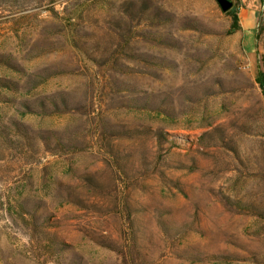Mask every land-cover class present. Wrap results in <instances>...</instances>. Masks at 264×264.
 <instances>
[{"label": "rangeland", "instance_id": "obj_1", "mask_svg": "<svg viewBox=\"0 0 264 264\" xmlns=\"http://www.w3.org/2000/svg\"><path fill=\"white\" fill-rule=\"evenodd\" d=\"M231 1L0 0V264H264V0Z\"/></svg>", "mask_w": 264, "mask_h": 264}, {"label": "water", "instance_id": "obj_2", "mask_svg": "<svg viewBox=\"0 0 264 264\" xmlns=\"http://www.w3.org/2000/svg\"><path fill=\"white\" fill-rule=\"evenodd\" d=\"M224 11H228L233 7L231 0H217Z\"/></svg>", "mask_w": 264, "mask_h": 264}, {"label": "trees", "instance_id": "obj_3", "mask_svg": "<svg viewBox=\"0 0 264 264\" xmlns=\"http://www.w3.org/2000/svg\"><path fill=\"white\" fill-rule=\"evenodd\" d=\"M235 19H236V21H239L238 16H235ZM260 83H261V87L263 88V91H264V77L261 78Z\"/></svg>", "mask_w": 264, "mask_h": 264}, {"label": "bare ground", "instance_id": "obj_4", "mask_svg": "<svg viewBox=\"0 0 264 264\" xmlns=\"http://www.w3.org/2000/svg\"><path fill=\"white\" fill-rule=\"evenodd\" d=\"M256 2H257L256 0H252V3H253V5H255V4H256Z\"/></svg>", "mask_w": 264, "mask_h": 264}]
</instances>
